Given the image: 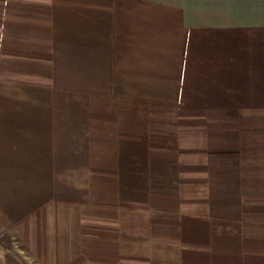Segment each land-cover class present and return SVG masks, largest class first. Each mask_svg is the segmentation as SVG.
Here are the masks:
<instances>
[{
  "label": "crops",
  "instance_id": "1",
  "mask_svg": "<svg viewBox=\"0 0 264 264\" xmlns=\"http://www.w3.org/2000/svg\"><path fill=\"white\" fill-rule=\"evenodd\" d=\"M0 264H264V0H0Z\"/></svg>",
  "mask_w": 264,
  "mask_h": 264
}]
</instances>
